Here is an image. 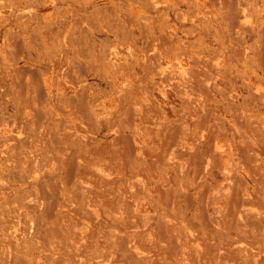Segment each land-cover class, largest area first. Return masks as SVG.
Returning <instances> with one entry per match:
<instances>
[{"label":"rangeland","instance_id":"obj_1","mask_svg":"<svg viewBox=\"0 0 264 264\" xmlns=\"http://www.w3.org/2000/svg\"><path fill=\"white\" fill-rule=\"evenodd\" d=\"M0 264H264V0H0Z\"/></svg>","mask_w":264,"mask_h":264},{"label":"bare ground","instance_id":"obj_2","mask_svg":"<svg viewBox=\"0 0 264 264\" xmlns=\"http://www.w3.org/2000/svg\"><path fill=\"white\" fill-rule=\"evenodd\" d=\"M44 7H45V6H44ZM40 8H41V7H40ZM42 8H43V7H42ZM42 8H41V9H42ZM187 99H188V98H187ZM186 103H187V102H186ZM186 115H188V114H186ZM186 115H185V116H186ZM187 117H188V116H187ZM192 117H193V116H192ZM196 118H198V117H196ZM191 120H192V119H191ZM187 135H188V134H187ZM186 149H187V148H186ZM252 259H253V258H252Z\"/></svg>","mask_w":264,"mask_h":264}]
</instances>
